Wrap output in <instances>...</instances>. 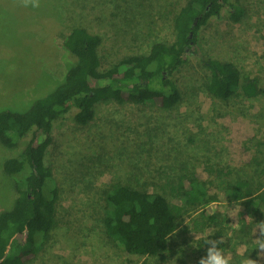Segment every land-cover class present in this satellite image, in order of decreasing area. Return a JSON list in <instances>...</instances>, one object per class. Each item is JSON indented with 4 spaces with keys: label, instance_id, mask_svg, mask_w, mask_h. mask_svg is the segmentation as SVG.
Here are the masks:
<instances>
[{
    "label": "rangeland",
    "instance_id": "rangeland-1",
    "mask_svg": "<svg viewBox=\"0 0 264 264\" xmlns=\"http://www.w3.org/2000/svg\"><path fill=\"white\" fill-rule=\"evenodd\" d=\"M14 1L19 3L0 0V110L24 111L62 83L73 64L63 45L70 26L83 23L102 36L98 52L102 66H108L134 51L147 53L152 41H173L172 18L186 0H128L127 7H119L125 3L116 0H45L44 5L40 0L36 8ZM230 3L239 9L238 20L226 7L199 30L196 48L204 56L232 62L241 78L257 77L264 86V0ZM208 74L200 55L191 53L172 76L184 92L177 108L100 103L87 125L75 123L74 109L55 122L45 164L53 178L48 184L59 188L60 229L57 241L45 245L31 264H199L207 252L205 239L221 236L226 240L219 246L232 264H240L238 250L247 252L249 247L231 228L247 222L254 227L261 221L259 214L250 215L243 205L229 202L223 179L209 176L204 163L209 158L231 167L227 179L246 174L255 151L251 139L264 136V96L247 97L237 88L229 100L213 101L202 89ZM31 136L16 148L0 144V211L15 197L14 180L4 174L3 161L16 155ZM42 137L36 133L38 140ZM149 160L199 173L201 180L209 181L211 209L220 214V224L202 232L193 230L192 217L186 216L170 235L163 257L126 254L108 241L102 228L105 191ZM218 230L223 235L214 237ZM254 247L251 242L247 256L253 259L255 253L264 260Z\"/></svg>",
    "mask_w": 264,
    "mask_h": 264
},
{
    "label": "trees",
    "instance_id": "trees-1",
    "mask_svg": "<svg viewBox=\"0 0 264 264\" xmlns=\"http://www.w3.org/2000/svg\"><path fill=\"white\" fill-rule=\"evenodd\" d=\"M116 1H124V6L119 7H127L130 2ZM136 1L141 4V0ZM230 1L186 0L172 18L173 41H152L147 53L134 51L108 66H102L98 52L102 36L83 23L70 26L63 45L74 62L62 83L36 98L24 111L0 110L1 145L16 148L32 133L22 149L2 164L4 174L14 180L15 197L10 207L0 211V264H31L45 245L57 241L59 188L54 182L48 184L53 178L45 156L53 141L55 122L68 112L74 109L75 123L87 125L96 117L100 103L150 104L164 110L175 109L183 101L184 92L172 76L191 53H198L209 70L202 89L213 101L229 100L237 88L247 97L264 96V86H260L257 77L241 78L240 70L232 62L204 56L196 48L199 30L226 7L230 6L231 16L238 20L239 9ZM46 3L43 0V5ZM94 80L98 84L93 85ZM37 132L43 136L40 140L36 138ZM251 141L255 151L244 176L227 179L233 169L209 158L204 171L223 179L229 202L243 205L250 215L259 214L257 217L264 221L261 218L264 217V136L253 137ZM174 167L168 162L149 160L105 191L108 204L101 216L104 235L124 253L163 257L170 235L186 216L192 217L191 227L196 232L220 224V214L211 209L209 181L201 180L199 173L184 165ZM252 227L247 222L231 228L234 236L245 239L249 247L246 255H250ZM222 233L218 230L214 237ZM252 256L264 264L255 253Z\"/></svg>",
    "mask_w": 264,
    "mask_h": 264
},
{
    "label": "clouds",
    "instance_id": "clouds-1",
    "mask_svg": "<svg viewBox=\"0 0 264 264\" xmlns=\"http://www.w3.org/2000/svg\"><path fill=\"white\" fill-rule=\"evenodd\" d=\"M24 7H39L40 0H21ZM226 240L225 236L219 239L206 238L204 243L208 245L206 255L201 257L199 264H232V257L226 255L219 245ZM252 244L254 249L258 250V256L264 258V221L255 223L252 229ZM246 248L238 250L237 254L242 257L240 264H260V260L252 259L245 255Z\"/></svg>",
    "mask_w": 264,
    "mask_h": 264
},
{
    "label": "water",
    "instance_id": "water-1",
    "mask_svg": "<svg viewBox=\"0 0 264 264\" xmlns=\"http://www.w3.org/2000/svg\"><path fill=\"white\" fill-rule=\"evenodd\" d=\"M190 36H192V32L190 33Z\"/></svg>",
    "mask_w": 264,
    "mask_h": 264
}]
</instances>
